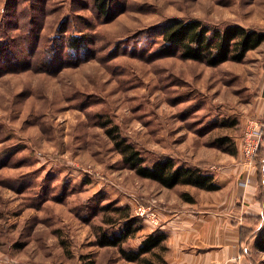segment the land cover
Segmentation results:
<instances>
[{
    "label": "rangeland",
    "instance_id": "374dc122",
    "mask_svg": "<svg viewBox=\"0 0 264 264\" xmlns=\"http://www.w3.org/2000/svg\"><path fill=\"white\" fill-rule=\"evenodd\" d=\"M174 18L264 32V0H111L108 15L93 0H0V42L31 65L0 76V264L126 263L96 245V227L117 216L100 208L137 215L162 185L123 164L103 120L148 164L203 162L224 153L223 135L242 150L251 119L264 140V42L218 66L161 55L159 28ZM70 34L87 49L69 52Z\"/></svg>",
    "mask_w": 264,
    "mask_h": 264
},
{
    "label": "trees",
    "instance_id": "16d2710c",
    "mask_svg": "<svg viewBox=\"0 0 264 264\" xmlns=\"http://www.w3.org/2000/svg\"><path fill=\"white\" fill-rule=\"evenodd\" d=\"M95 6L104 15H108L111 0H93ZM158 33L162 37L161 55H176L182 59L200 61L208 66H218L226 61L242 62L249 51L256 49L264 42V32L246 28L240 24H229L223 28H213L200 20H183L174 18L162 24ZM0 42V76L9 70L19 71L31 65H22L18 61L15 50L8 42ZM8 43V44H7ZM88 37L83 34H70L65 39V48L72 53L87 49ZM24 66V67H23ZM102 127L113 141L114 149L122 156L123 164L142 178L157 181L163 187L173 188L176 185H192L214 191L220 189L214 174L203 168L177 164L173 157H160L151 164L146 157L126 136L119 127L110 120L101 121ZM215 146L224 152L237 153L232 138L228 135L219 136ZM259 172L261 173L260 188L264 201V140L261 141L257 155ZM184 199L193 201L188 193H182ZM112 208V209H111ZM101 211H113L117 216L106 215L103 222L108 226L96 227V245L101 247H117L120 255L127 261L153 264L145 257L156 248H164L166 233L156 229L149 233L138 247L125 244L134 239L145 227L142 218L132 213L130 205L103 206ZM120 224V227H116ZM264 228L256 233L255 247L264 252ZM88 264H95L90 261Z\"/></svg>",
    "mask_w": 264,
    "mask_h": 264
},
{
    "label": "crops",
    "instance_id": "0c3cea01",
    "mask_svg": "<svg viewBox=\"0 0 264 264\" xmlns=\"http://www.w3.org/2000/svg\"><path fill=\"white\" fill-rule=\"evenodd\" d=\"M212 153L209 159L202 157L203 162L187 165L211 171L220 189L156 186L152 198L157 200L158 223L143 220L145 227L135 237L140 236L138 247L152 231L159 229L166 233L164 248L145 255L155 262L153 264L256 263L255 253L259 250L255 247V237L264 228V201L257 161L248 162L241 149L236 154ZM246 177L248 184L241 186L239 181ZM182 193H188L194 200L184 199Z\"/></svg>",
    "mask_w": 264,
    "mask_h": 264
},
{
    "label": "built area",
    "instance_id": "2783aa9c",
    "mask_svg": "<svg viewBox=\"0 0 264 264\" xmlns=\"http://www.w3.org/2000/svg\"><path fill=\"white\" fill-rule=\"evenodd\" d=\"M262 141V131L258 127V123L255 120H249V126H247L245 135H244V143L242 152L244 157L248 162H252L255 160L258 149L260 147V143ZM249 182V179L243 178L239 181L241 186H246ZM156 199H150L148 203L138 204L136 207V214L140 216L143 220L157 224L158 223V215L156 212Z\"/></svg>",
    "mask_w": 264,
    "mask_h": 264
}]
</instances>
